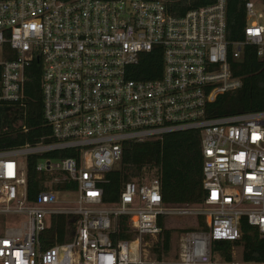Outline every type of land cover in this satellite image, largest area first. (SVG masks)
<instances>
[{
	"label": "built area",
	"instance_id": "2783aa9c",
	"mask_svg": "<svg viewBox=\"0 0 264 264\" xmlns=\"http://www.w3.org/2000/svg\"><path fill=\"white\" fill-rule=\"evenodd\" d=\"M256 6L245 4L244 42L229 46L227 0L183 15L163 0H0V106L23 99L26 70L39 58L50 130L48 143L0 151V219L8 221L0 264H224L212 242L239 240L242 219L264 236V112L205 117L207 105L241 87L230 65L245 45L264 60V6L263 14ZM154 49L161 78L131 80L140 55ZM188 130L200 135L201 204L165 205L155 177L126 183L115 204L102 201L123 143ZM30 156L42 184L34 202ZM55 216L68 217L65 242L44 248ZM177 217L193 227L170 260H159L158 222L175 230ZM120 218L127 239H117Z\"/></svg>",
	"mask_w": 264,
	"mask_h": 264
},
{
	"label": "trees",
	"instance_id": "16d2710c",
	"mask_svg": "<svg viewBox=\"0 0 264 264\" xmlns=\"http://www.w3.org/2000/svg\"><path fill=\"white\" fill-rule=\"evenodd\" d=\"M71 2L73 0H60ZM168 9L176 15H183L189 10L213 5L215 0H163ZM249 0H227L226 7V41L228 45L244 42L246 25L245 4ZM264 6V0H260ZM162 52L154 49L149 54L140 55L138 64L129 76L135 81H156L162 76ZM231 74L241 81V87L235 91L217 97L215 102L207 105L206 118L209 120L231 117L240 114L264 112V60L256 56L253 45H245L241 59L230 65ZM41 59L35 58L26 70V84L23 99L14 104L0 106V151L19 148L25 145L50 142V130L42 116L41 93ZM69 153L52 154L50 157H68ZM38 157L27 159V199L34 202L42 190V184L35 172ZM157 178L160 180V194L165 205L192 206L203 202L202 157L200 152V135L198 131L169 133L160 139L142 143L125 142L122 155L116 169L106 175L103 183L102 201L115 204L119 200L122 187L126 183L141 179ZM73 189V187H59ZM66 216L52 218L48 230L49 243L65 242ZM159 260L171 257L174 237L178 241L180 234L186 230L164 228L162 220ZM241 237L234 242L214 241L212 254L224 264H232V252L241 249L240 261L243 264H264V236L257 229L241 220ZM126 219L120 218L117 224V239H127L124 234ZM114 240V239H113Z\"/></svg>",
	"mask_w": 264,
	"mask_h": 264
},
{
	"label": "rangeland",
	"instance_id": "374dc122",
	"mask_svg": "<svg viewBox=\"0 0 264 264\" xmlns=\"http://www.w3.org/2000/svg\"><path fill=\"white\" fill-rule=\"evenodd\" d=\"M250 1H252L255 5H257L256 6V10H257V13L258 14H263V11H262V9L260 8V0H250ZM261 25L264 27V19L263 20H261ZM263 44H264V35H263ZM115 168H117V166L115 167ZM7 223H8V221L7 220H1L0 219V232L2 231V229L7 225ZM176 223L179 225L178 227H176L175 226V224H174V227H175V230H184L187 226H188V229H189V227H193V223H194V221L193 220H187V221H184L183 219H176ZM172 222H171V220H168L167 222H166V226H165V228L166 229H170V227H171V229H173L172 228ZM175 239H176V236L174 237ZM175 239H174V242H173V249L175 250L176 249V247H177V241L175 242ZM240 254H241V249H239V248H235L234 250H233V253H232V257H233V262H239V263H241V261H240ZM157 257V255L155 254V252H153V256H152V258H156ZM168 260H170V258L168 259Z\"/></svg>",
	"mask_w": 264,
	"mask_h": 264
},
{
	"label": "bare ground",
	"instance_id": "6f19581e",
	"mask_svg": "<svg viewBox=\"0 0 264 264\" xmlns=\"http://www.w3.org/2000/svg\"><path fill=\"white\" fill-rule=\"evenodd\" d=\"M176 219H183V218L177 217Z\"/></svg>",
	"mask_w": 264,
	"mask_h": 264
}]
</instances>
